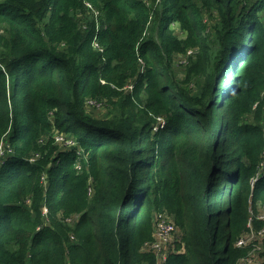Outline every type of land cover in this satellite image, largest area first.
I'll return each instance as SVG.
<instances>
[{
    "label": "trees",
    "instance_id": "obj_1",
    "mask_svg": "<svg viewBox=\"0 0 264 264\" xmlns=\"http://www.w3.org/2000/svg\"><path fill=\"white\" fill-rule=\"evenodd\" d=\"M4 143L0 264H264V0H0Z\"/></svg>",
    "mask_w": 264,
    "mask_h": 264
},
{
    "label": "rangeland",
    "instance_id": "obj_2",
    "mask_svg": "<svg viewBox=\"0 0 264 264\" xmlns=\"http://www.w3.org/2000/svg\"><path fill=\"white\" fill-rule=\"evenodd\" d=\"M154 5H155V7H157L156 4H154ZM91 14H92L91 10H88V9H85V12L83 11L81 13L80 19H82V21H81L82 26L81 27L83 30L87 29V26L89 27L93 23V15L91 16ZM199 15H200V19H202L203 23H206L209 25V21L208 22L205 21V16H207V13L205 11H200ZM198 19H199V17H198ZM200 19H199V21H200ZM171 29L181 39L187 38V34L180 28V26L178 24H174L171 27ZM188 54L190 55V52ZM175 72L177 73V76L179 77V79H182V77L185 75V73H184V71H182L181 67H177V69H175ZM133 81L134 80H130L125 85V87L123 89V90H125L124 91L125 94L133 91V86H134ZM89 112H91L92 114H95L96 116H98V115L103 116V118L108 117V116L111 117L112 114L115 113L113 110V106H111L109 104L107 105V103L97 104L95 102L89 103ZM58 137L60 139L63 138L62 135H59ZM5 146H6V144L4 143L3 144L4 152H5ZM0 161H1V158H0ZM176 233H177V235H176ZM174 239H175V241H173ZM176 241H178L177 229H175L174 233L171 236V239L162 246V249L160 251H158V249L155 247V244L157 243L156 237H155L154 241L150 245H148L147 248L151 251L159 253L160 254V257H159L160 260L164 261L165 258H167V254H165V253H170L173 250H176V245H174Z\"/></svg>",
    "mask_w": 264,
    "mask_h": 264
},
{
    "label": "built area",
    "instance_id": "obj_3",
    "mask_svg": "<svg viewBox=\"0 0 264 264\" xmlns=\"http://www.w3.org/2000/svg\"><path fill=\"white\" fill-rule=\"evenodd\" d=\"M85 4L87 5V7L92 9L91 5H89L88 3ZM57 141L64 142L68 144L69 147L76 146V143L72 140L65 142L64 138L60 139L58 137ZM3 154H4L3 148L0 147V158H2ZM258 174L264 176V151H263V161L260 164ZM254 181H257V179H255ZM259 218L261 220H264V210L260 213ZM174 231H175V227L173 226V224L169 223L167 218H164V216L161 215V217L158 219V223L155 231V237L157 240L155 247L158 249V251H160L162 249V246L171 239V236L174 233ZM258 235L263 236L264 230L259 232ZM256 239H257V234L251 233L248 237H245L240 242H238V246L244 248L252 241H255ZM261 253H262V247L258 245H254L250 254L245 259L239 261V263L237 264H262L263 258L261 256Z\"/></svg>",
    "mask_w": 264,
    "mask_h": 264
},
{
    "label": "clouds",
    "instance_id": "obj_4",
    "mask_svg": "<svg viewBox=\"0 0 264 264\" xmlns=\"http://www.w3.org/2000/svg\"><path fill=\"white\" fill-rule=\"evenodd\" d=\"M173 226H174V225H173ZM174 227H175V226H174ZM175 229H176V227H175ZM155 231H156V230H155ZM154 239H155V234H154ZM153 241H154V240H153ZM153 241H152V242H153ZM152 242H151V243H152ZM151 243H148V244H147V247H148V245H150ZM147 249H148V248H147ZM155 253H156V252H155ZM156 254H157L158 257H160V254H159V253H156ZM165 259H166V258H165Z\"/></svg>",
    "mask_w": 264,
    "mask_h": 264
}]
</instances>
